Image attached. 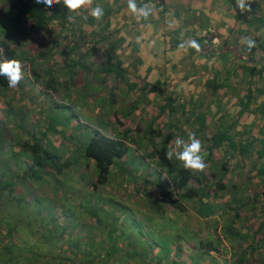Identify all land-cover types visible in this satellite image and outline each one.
<instances>
[{
  "label": "rangeland",
  "instance_id": "1",
  "mask_svg": "<svg viewBox=\"0 0 264 264\" xmlns=\"http://www.w3.org/2000/svg\"><path fill=\"white\" fill-rule=\"evenodd\" d=\"M98 1H101L100 4H102L103 0ZM115 1L118 4L125 2L128 7V0ZM196 1L189 0L188 2L185 0L183 5L179 6L174 0H169V3L167 0L164 4L155 1L152 5L147 1L137 0L138 6L147 4L151 8L149 20L153 19L155 14L158 13L160 14L158 15L159 19H166V17L167 20L169 19L164 23L166 27H164V31H161L163 34L156 32L150 41L143 36L144 33L140 30L142 27L139 29H137V25L136 28L130 27V22L133 25L138 21L142 23V21L145 22L148 19L145 20L138 14H133L128 8L124 11L121 10L122 15H120L118 21L121 22V26H119V23L112 27L111 25L103 26V23H107L106 19L103 20L102 18L97 21L92 18L86 20L88 23H85V21L82 24H77L71 31L63 30L64 36L55 39V41L51 34L41 31L32 40L26 42L25 48L34 57L36 68L44 71L50 70L49 74L57 77L54 81L55 86L51 89L39 82L40 86H37L32 79L28 81V78L24 77L23 87H18V89L14 87L8 90L7 95L14 112L12 114L13 121L7 119L6 134L2 139L4 147L9 148V153L4 152V150L0 153V170L3 172L5 170V174L8 176L3 175L1 171L0 176L3 175L6 180L11 176L10 181L12 180V182H14L13 177L15 175L19 178L22 177L21 172L24 170L16 171L18 161L23 160L24 157H18L15 154L18 151L16 145L19 144L18 141L20 140L31 139L33 135V138L41 139L47 147L51 148L52 146L55 150H59L60 158L64 161L65 158H71L69 154L75 143V138L78 136L88 138L92 133V126L101 128L103 124L102 130L110 134L113 127L118 126L116 120L119 119L125 124V128L136 130L148 122L152 123L153 120H156L158 118L157 113H159L158 107L165 104L168 98H173V107L178 110L175 114L170 115L173 123L178 125L174 128L179 132L178 128L182 129L181 125L183 124L184 128L187 127V130H185L187 137L194 133L199 139H203L210 132L209 129H207V133L195 130L199 121L196 122V125L191 122V126H188L185 122L186 120L193 121L195 117L201 116L206 111L210 118L209 121H213V125L212 123L209 124V126L212 125V132L216 131L218 123L227 125L230 121L233 122L236 119L239 120L238 128L242 127L241 130L245 129L247 134H249L250 129L253 130L258 127L264 129V126L261 125L264 122L256 120V115L258 116L261 111L252 113V115L255 114L254 118H251L247 111L242 112L240 115L241 108L238 105L242 100L239 97L246 94L244 89L252 81L251 76L243 69V66L246 65L244 59H236L234 64L225 63L223 65L220 59H217L218 62L214 63L215 58H218L216 55L220 57L219 53L216 54L214 50L201 52L193 48L181 49L179 47L182 42L197 40L199 29L196 24L202 10ZM6 7V5L3 6L5 14L8 13ZM91 7L89 10H91ZM164 13L167 14L164 16ZM178 16L182 17L179 23L177 21ZM16 22L19 25H25V28L30 25L29 22L24 21V18H20ZM54 29L57 30V27H54ZM184 31L186 32L184 33ZM83 36L90 40L88 44H85L83 39H79ZM115 36L119 38L114 40ZM103 37L106 39H103ZM139 38H144L143 48H152L154 44H159L160 41L164 40L167 45L174 44L171 49L166 51V55L162 54L160 58L157 57L158 52L154 56L153 53L148 51L149 56L154 59L165 61L163 67L148 66L151 64V58L145 54L143 59L138 58L137 52H139V48L141 49L140 43H138ZM72 40L80 46L74 47L75 50L69 51V54H67L68 48L73 49ZM54 42L57 45L50 55L43 54ZM92 43L96 44L94 49H92ZM128 44L129 49L124 50L125 47H128ZM205 44L210 48L217 45L222 46L220 42L213 41L209 33L205 35ZM81 46L84 48H81ZM82 51H85V57L81 54ZM199 53L203 54L202 58L207 64L195 65L199 70L210 69L208 68L210 64L215 72L218 71L222 75L219 77L218 75L213 77L212 74L190 76L187 72L189 67L184 61L199 59ZM76 56L78 58H75ZM103 62L120 64L124 67L123 69L128 68L130 73L131 70H136L135 73H140L138 74L139 80H145V82H140V88L134 92L128 91L125 85L114 81L113 73L109 75L103 73ZM179 63L183 65H179ZM195 66L191 68L194 69ZM73 67L74 72L72 73ZM162 68L178 75L172 77L171 75L161 76L155 74V76L154 70H162ZM61 69L62 71H60ZM177 77L190 81H185V83L161 82L167 78ZM150 78L155 80L149 81ZM196 79H199V81H195ZM253 80L254 87H257L256 78H253ZM142 86L150 87V90H143L144 87ZM170 86L173 88H169ZM109 89H112L115 98L112 108L107 104H111V99L108 98ZM49 91L53 96L50 95ZM153 91L156 94H153ZM257 94L259 98L264 96V92H261V90L255 95ZM134 102L137 103V110L125 118L123 114L127 109L126 107ZM104 103L106 104L105 107H103ZM166 103L167 106L170 104L169 101ZM209 104L211 106L208 109L207 105ZM254 108H257V106H254ZM2 109L0 107V121L6 118ZM154 116H157V118H154ZM258 118L261 119V116ZM167 120V115H164L162 119H157L154 124L162 126ZM188 123L190 122L188 121ZM44 131H46L45 137L43 136ZM203 142L202 144H207L205 141ZM132 146H130L132 151L129 152L126 158L120 160L119 165H122V162L124 164L127 159H131V171L133 175L137 176L134 180H131L132 175L127 176L126 172L128 170L122 172L114 169L109 185L102 188L101 193L92 195L88 182L84 178H79L84 176V172L90 174L91 169H85L84 172L78 173L72 177L74 180H70V175H62L49 184L27 178L25 185L19 182L15 186L16 194L14 196H17L16 200L8 199V192L1 195L2 212L0 217L5 216L4 219L7 222L16 220L14 223H18L17 219L21 220L24 225H20V227L27 229L29 226L33 235L36 234L37 230L35 232L34 229L39 224H42L41 226L44 229L47 227L54 228L53 233L56 232V229L65 227L67 232L74 234V237L82 236L83 241L99 245L101 243L99 242L101 229L87 214L82 215L80 213L79 217L70 218L69 216L65 217L61 211L65 207H86V203L90 202L92 206L101 207L99 213L103 227L107 225V221L111 216L116 221L112 225L115 228L111 226L110 228L113 229L114 239L117 241V251L114 253L117 264H228L231 262L232 257L225 254V252L230 248L234 250L241 249V247L238 243L234 247H230L229 240L225 246L220 244L213 232L218 226L216 216L221 215L219 212L221 204H223V207L233 210L241 207L242 201H249L247 208L241 209L242 215L236 222V229L240 230L241 233L248 231L251 234L259 228L260 224L264 222V198L252 202L254 194H258L263 189L259 179L254 176L255 172L249 171L248 167L240 168L236 166L238 157H232L229 161L231 167L229 174L231 176H226L224 179L226 182L235 185L236 189H228V192L230 191V194L238 199L237 202L234 201L233 203L231 201L232 197H225L224 193L218 194V196L211 194L209 198L207 196L203 198L207 200L206 202L203 201L200 207L195 201L193 203L187 201L185 202L186 207H183L184 211L172 212L168 205L167 195L161 197L158 193L159 188H166L167 186L164 175L159 174L156 169L150 168L142 159L137 158L138 155L134 154V147ZM226 158L225 151L217 150L212 158L215 166L212 171H215L217 167L219 169L221 162L225 161ZM253 158L254 156L251 159ZM204 174L206 185L212 188L216 183L217 176L211 175V170L208 167ZM72 187H74L73 190ZM108 187L110 192L106 193L105 190ZM68 188H70L69 191ZM104 195L112 197L114 203L110 205L104 203ZM239 199H242V201ZM192 204L194 205L192 206ZM208 208L211 212L210 216L202 219L201 214ZM101 213L103 217H101ZM197 214L199 217H197ZM50 218H52V221L49 220ZM2 229L5 231V227ZM38 229V232L41 233L42 229L40 227ZM38 232L36 236H39ZM219 233L224 235L223 230H220ZM260 233L264 236V228ZM70 237L72 236L67 234L63 238H58V240L57 238L51 240L49 243L50 252L68 256L69 252L67 251L69 250L66 251L67 253L63 252L62 249L65 246L62 247V242ZM23 239V252L33 247L32 245L36 242L31 237L26 238L23 236ZM206 241L211 242L214 247L220 248L224 254L218 256L217 252H212L208 255L200 250V244ZM35 245L38 248L36 252L40 253L38 246L42 244ZM261 250V253L253 252L247 255V262L259 264L262 259L261 255L264 253V249ZM237 256L239 255L235 254V258ZM211 257L215 259H211Z\"/></svg>",
  "mask_w": 264,
  "mask_h": 264
},
{
  "label": "trees",
  "instance_id": "2",
  "mask_svg": "<svg viewBox=\"0 0 264 264\" xmlns=\"http://www.w3.org/2000/svg\"><path fill=\"white\" fill-rule=\"evenodd\" d=\"M155 1L161 3L163 2V0ZM232 2L240 19H244L250 15H255L259 7L257 0H251V11L241 12V10L236 7V3L234 1ZM100 3L101 1L96 0L93 1L92 5L93 7L99 5L103 8V3L102 5ZM4 5L8 8L7 14H5V10H3ZM87 10H89V8L83 9L82 14L77 16L74 21H68L67 10L60 5H54L51 9H48L43 4L36 5L34 0H0V62L13 60L19 62L21 66L20 70L22 73V79H20L18 85L15 86L17 89L18 87H23L22 82L24 77L28 78V81L32 79L37 86H40L39 83H42L50 89L55 86L54 81L57 76L49 74L50 70H38L36 68L37 65H35V60H33L34 57L29 54L28 50L25 48V44L29 40H32L41 31L51 34L54 41L57 38L63 37V30L71 31L77 26V24H82L86 20L92 19L90 15L85 13ZM20 18H24V21L30 23L28 28H25V25L17 24L16 21ZM104 19H106V16H103V20ZM85 23L88 22L86 21ZM54 27H57V30H55ZM83 37L79 39H83V42L88 44L90 40H88L85 36ZM103 39L106 38L103 37ZM56 45L57 43L54 42L53 45H51L49 49H46L43 54L50 55ZM91 45L92 49H94L96 44L92 43ZM72 46L73 49H67V54H69V51L75 50L74 47L80 45L76 41L74 42V40H72ZM81 48L84 47L81 46ZM250 49V51L248 50L249 56L245 62L246 65L243 66V69H245L246 73L251 76L252 81H250L246 86V89H244L246 94L239 97L242 102H240L238 106L241 108L240 115L242 112L247 111L249 112L251 118H254L253 116L255 115H252V113L261 111L258 116L256 115V120L264 122V96L259 98L258 94L255 95L260 90L261 92H264V63L259 64V62H256L254 59L252 60V55L254 56L256 49L254 47ZM81 54L84 55L85 51H82ZM75 58L78 57L76 56ZM123 68L124 67L120 64L103 62V73L106 75L113 73L112 75H114V81L120 82L127 87L128 91L134 92L140 88V82H145V80H139L138 73H135L136 70H131L130 73L128 68ZM60 71H62V69ZM71 72H74V67ZM253 78H256L257 87H254L253 85ZM142 87H144L142 88L143 90H150V87ZM10 88L14 87H9L8 79L5 76H0V107L3 108V114L6 115V118L0 121V153L2 150L9 153V148L7 149L4 147L2 139L6 134L8 121H13L12 114L14 110L11 102L9 101V96L7 95ZM169 88L172 87L170 86ZM257 89H259V91H257ZM153 90L156 91L155 88H153ZM50 95L53 96L52 93H50ZM108 98L111 99V104H107L112 108L115 103L112 89H109ZM167 101L170 102V106H167ZM166 102L158 107L159 114L158 118L156 117L157 119H162L164 115H167L168 120L162 125V127L154 124L157 119L153 120L152 123L148 122L146 125L139 127L136 130L125 128V124L117 119L116 121L118 126H114L110 134L105 133L102 130L103 124L101 125V128L98 126H92V133L88 138L79 136L75 138V143L73 144V148L69 154V157L71 158H65L64 161L60 158L61 154L59 150H55L52 146L51 148H49V146L47 147L41 139L33 138V135L31 139L18 141L19 144L16 145L18 151L15 152V154L18 155V157L23 156L24 159L18 161L16 172L19 170L24 171L21 172L22 177L20 178L15 175L13 177L14 182H12V180L10 181L11 176L7 178V180L4 179L3 175H8L5 174V170L4 172L0 170L3 172V175L0 176V214L2 212L1 195L8 192L7 198L12 199L13 201L16 200L17 196H14V194H16L15 186L19 182L25 185V180L27 178L30 180L33 179V181L38 180L49 184L54 182L55 178H58L59 176L70 175L71 180L73 179L72 177L78 173L84 172L85 169H91L90 174H86L84 172V176L79 178H84L86 182H88L90 193L92 195L101 193V190H103L102 188L109 185L114 169L122 172L128 170L126 172L127 176L132 175L133 178L131 180H134L137 176L133 175V172L131 171V159H127L124 164L122 162V165H119L120 160L126 158L129 152L132 151L130 148L132 145V147H134V154L138 155L137 158L140 160L142 159L145 164L150 166V168L152 167L156 169L159 174L164 175L167 186L166 188H159L158 193L161 197L167 195L166 197L169 201L168 205L172 212L184 211L185 209L183 207H186L185 202L187 201L192 203L195 201L198 204V207H200L203 201L206 202L207 200L203 198L205 196L209 198L211 194L218 196V194L224 193L225 197H232V200H230L233 203L234 201L237 202L238 199L232 196L230 191L228 192V189L235 190V185L226 182L224 179L226 176L230 175L229 173L231 172V167L229 161L232 157H238L236 166L240 168L248 167L249 171L255 172L254 176L258 178L262 184L263 189L258 194H254L252 202H256L259 198H264V129L259 127L253 130L250 129L249 134H247L245 129L241 130L242 127L240 129L238 128L239 120L236 119L233 122L230 121L227 125L218 123L216 131L212 132L211 128L213 121H209L210 118L208 117L209 115L207 111L201 116L195 117L193 121H185L188 126H191V122H193V124H197L199 121L198 130L205 133H207V129L210 130V132H208L203 139L200 138V140L202 143H204L203 141L207 143L206 145L203 144V149L207 153V167L211 170V175L217 176L216 183L211 188L205 183V171L194 175L190 174L177 160H175V158L169 160L166 157V153L170 150V144H172L175 137L181 136L187 139V136L185 135L187 127L183 129V124L180 123L182 124V129L178 128V132L177 129L174 128V126L177 127L178 125L174 124L173 120L170 118V115L173 113L175 114L177 110L173 107V98L166 99ZM105 106L106 104L104 103L103 107ZM210 106L211 104L207 105V108L209 109ZM254 106H257V108H254ZM126 108L127 109L123 114L125 118L137 110V103L134 102ZM260 116L261 119L258 118ZM7 119L9 120L7 121ZM188 121L190 123H188ZM211 123L212 125L209 126ZM261 125L264 126V123ZM46 131L43 132V136L46 135ZM217 150L225 151L227 158L225 161L221 162V167L219 169L216 166L217 169L212 171V168H215L212 158L213 154ZM252 156H254L253 159H251ZM29 172L31 173L29 174ZM69 189L70 188H68V191ZM73 189L74 187H72V190ZM105 191L106 193H109V187ZM104 196V203L108 205L114 203L112 197L110 198L106 197V195ZM239 200L242 201V199ZM86 204V207H65L64 209H61V211L65 217L69 216L70 218L79 217L78 215H80V213L82 215L87 214L101 229V239H99V242L101 243L99 245L83 241L84 239L82 236H79L78 238L74 237V234L67 232L65 227L56 229V232L53 233L54 228L51 229L50 227H47L44 229L41 226L42 224H39L34 231L36 232L37 230L38 232L39 227L42 231L41 233L38 232L39 236H36L37 232L33 235L29 226L27 229L20 227V225H24L21 220L17 219L18 223H14L16 220L7 222L4 219L5 216H3L0 217V264H115L117 259H114V253L117 251V241L114 239L113 229L111 230L110 226L112 227L116 221L113 220V216H111L107 221V225L103 227L102 218H100L99 213V211H101V207H97V205L92 206L90 202ZM247 204H249V201H242V206L233 210L231 208L227 209L226 207H223V204H221L219 211L221 215L216 216L218 226L213 230V232L220 241V244L225 246L226 242L229 240L230 247H234L237 243L241 247V249L238 248L234 250L230 248V250L225 252V254H229L230 257H232V261L228 264H250L247 262V255L253 252L261 253V249H264V236L260 233V231L264 228V222L261 223L259 228L251 234L248 233V231L241 233L240 230L236 229V222L242 215L241 209L245 207L247 208ZM193 205L194 204H192V206ZM50 210L52 211V209ZM210 213L211 212L208 208L201 214L202 219L208 218ZM101 217H103L102 213ZM197 217H199L198 214ZM221 218L224 220L222 221ZM49 220L52 221V218ZM3 227H5V231L2 229ZM112 228L115 227L113 226ZM220 230H223L224 235L219 233ZM67 234L72 237L62 242V247L63 245L65 246L62 250L63 252L69 250L67 251L69 252L68 256H61L58 253L50 252V241L55 238H57V240L60 237L63 238V236ZM23 236L26 238L31 237L36 241L34 245H32L33 247L29 248L25 252L22 250L24 246ZM38 243L42 244L41 246H38L40 253L36 252L38 248L35 244ZM199 249L206 252L208 255L212 252H217L218 256L224 254L220 248H216V246L214 247L213 244L208 241L205 243L202 242ZM235 254H238L239 256L235 258ZM261 257L262 259L259 264H264V253H262ZM211 259L215 258L211 257Z\"/></svg>",
  "mask_w": 264,
  "mask_h": 264
},
{
  "label": "crops",
  "instance_id": "3",
  "mask_svg": "<svg viewBox=\"0 0 264 264\" xmlns=\"http://www.w3.org/2000/svg\"><path fill=\"white\" fill-rule=\"evenodd\" d=\"M144 1H147V0H144ZM165 1H167V0H163L162 3L164 4ZM174 1H176L177 4H179V6H182L183 2L185 0H180V1L174 0ZM187 1L189 2V0H187ZM232 1H234L236 3V0H197L196 1L198 3V5L201 6L200 8L202 10L199 14V20L197 21V24H196L197 28L199 29V34L197 36V40H195L199 46L198 50L201 52H204L206 50H214L216 52V54L219 53L220 57L218 55H216V57H218V58H215L214 63L218 62L217 59H220V62L222 61L223 65L225 63L234 64L236 62V59H244L245 61H247L248 56H249L248 50L249 51L251 50L248 47L247 41L249 39H251V40L255 41L254 48L256 49L254 56L252 55V60L254 59L256 62H259V64H263L264 63V0H257V2L259 3V7H258L255 15H252V16L250 15L249 17H246L244 19H240L239 15L237 14V11L234 8ZM147 2H150L152 5V3L155 2V0L154 1H147ZM102 3H103V9H105V14L103 16H106V20H107V23H103V26H110L111 25V27H112L113 25H115V24L117 25L118 23H119V26H121V22H118V21H119L120 15H122L121 10L124 11V10L128 9L127 3L122 2V3L118 4V2L115 0H103ZM168 3H169V0H168ZM92 7H93V5H92ZM84 11H86V10H84ZM89 11L90 10H87V12H85V13L88 14ZM203 11L206 14H203L204 13ZM125 13H127V12H125ZM165 14H167V13H164V16H165ZM180 14H182V13H180ZM158 15H160V14L159 13L157 15L155 14L153 19H150V20L148 19L145 22L142 21V23L140 21H138L132 25L130 22V27L136 28V25H137V29L142 27V29H140V30L142 31V33H144L143 36L147 37L148 41H150L153 34H156V32H159V34H160L161 31H164V27H166L164 23L166 21H169V19L167 20V17H166V19L165 18H163L162 20L159 19ZM181 16H178V19H177L178 23L182 19ZM199 24H201V25H199ZM180 25H182V23H180ZM185 32L186 31H184V33ZM161 33L163 34V32H161ZM207 33H209L212 36L213 41H215L216 43L220 42L222 44V46L219 47L217 45L214 48L208 47L205 44V35H207ZM122 34H125V33H122ZM133 34H135V33H133ZM114 35H117V34H114ZM136 35H138V34H136ZM117 38H119V37L115 36V38H113V39L117 40ZM138 43H140V47H141V49L139 48V52H137L138 58L143 59L144 54H145L146 56L151 58V64H149L148 66H154V67L155 66L163 67L165 65V61L160 60V59H154L153 57L149 56L148 51L153 53L154 56H156V52H158L157 57L160 58L162 54H165L166 51L171 49L174 45V44L167 45L165 43V40H164V41H160L159 44H154V46L152 48H150V47L143 48L142 45L144 43V38H141V39L139 38ZM129 47L130 46L128 44V47H125L124 50L129 49ZM193 49L196 50V48H193ZM155 50H157V51H155ZM196 53L198 54V52H196ZM199 55H200L199 59L195 58V59H190L189 61H187V60L184 61V62H186L185 64L189 67V70L187 72L190 74V76H198V75L202 76L204 74L205 75L212 74L213 77L216 75H218V77H219L220 75H222V74H219L220 72H218V71L215 72L212 69V67H210V64L208 65V68H210V69H207L205 71L199 70L198 67L195 65H207L204 62V58H202L203 54L199 53ZM182 60H183V58H182ZM130 65H132V64H130ZM179 65H183V64L179 63ZM213 65H215V64H213ZM193 66H195L194 69L191 68ZM160 70L161 69L154 70V75L155 74L161 75V76L162 75L163 76L171 75L172 77H176V75H178V74H174L168 70H165L163 68L161 71ZM214 73H216V74H214ZM138 74H140V73H138ZM145 76H147V75H145ZM183 76H185V75H183ZM154 80L155 79H151V78L149 79V81H154ZM185 81H190V80H188V79L186 80L185 78H178L177 77V78H172V79L167 78L166 80H163L161 82H164V83H168V82H170V83H185ZM195 81H199V79H196ZM174 89H175V87H174ZM153 94H156V93L153 92ZM164 97H165V95H164ZM158 114L159 113H157V115ZM156 117L157 116H154V118H156ZM160 127H162V126H160ZM183 129H185V128L183 127ZM198 129H199V125H196L195 130H198Z\"/></svg>",
  "mask_w": 264,
  "mask_h": 264
},
{
  "label": "clouds",
  "instance_id": "4",
  "mask_svg": "<svg viewBox=\"0 0 264 264\" xmlns=\"http://www.w3.org/2000/svg\"><path fill=\"white\" fill-rule=\"evenodd\" d=\"M92 2L93 0H34L36 5L43 4L48 9H51L54 5L62 6L67 10L68 21H74L77 16L82 14L83 9L91 7ZM236 7L241 12L251 11V0H236ZM128 8L133 14H138L145 20L151 14V8L147 4L138 6L137 0H128ZM88 15L99 21L103 18L104 9L99 5L91 7ZM247 44L249 48H252L255 46V41L249 39ZM179 47L181 49H199L197 42L194 40L182 42ZM20 69L21 66L18 61L0 62V76H5L8 79L9 87L18 85L22 76ZM206 156L207 153L203 149L202 141L194 133L190 134L187 139L181 136L175 137L170 146V150L166 153V157L169 160L175 158L185 170L193 175L206 170Z\"/></svg>",
  "mask_w": 264,
  "mask_h": 264
}]
</instances>
